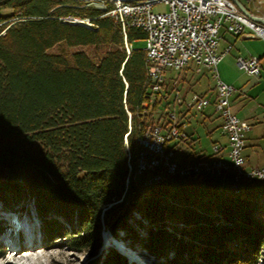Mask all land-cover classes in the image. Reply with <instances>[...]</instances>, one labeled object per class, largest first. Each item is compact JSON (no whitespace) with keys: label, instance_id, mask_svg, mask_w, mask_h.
<instances>
[{"label":"trees","instance_id":"1","mask_svg":"<svg viewBox=\"0 0 264 264\" xmlns=\"http://www.w3.org/2000/svg\"><path fill=\"white\" fill-rule=\"evenodd\" d=\"M102 13L76 0H0V200L10 208L32 198L46 237L90 257L105 228L124 232L153 264H264L263 185L232 188L203 174L138 183L137 137L170 124V93L166 83V97L149 87L144 51L132 45L144 33L129 29L128 54L121 27ZM60 44L104 53L49 52ZM8 137L19 140L3 143ZM33 142L46 149L43 159L21 147ZM99 262L129 264L113 247L86 264Z\"/></svg>","mask_w":264,"mask_h":264},{"label":"built area","instance_id":"2","mask_svg":"<svg viewBox=\"0 0 264 264\" xmlns=\"http://www.w3.org/2000/svg\"><path fill=\"white\" fill-rule=\"evenodd\" d=\"M86 6L111 8V17L120 27L124 37L127 53L131 44L127 43L129 29H139L144 33L145 47L142 49L147 62V77L149 87L154 92H162L168 96L165 87V72L181 71L189 63H195L199 68L206 69L214 82L213 96L199 93L191 95V103L197 111L212 105L222 119V128L227 137L228 158L223 157H193L183 162L176 159V151L171 147L175 140L187 141L188 135L177 126V113L174 108L167 111L170 124L165 127L162 120L150 126L137 137L134 174L150 172L144 183L158 176L188 177L203 174L208 178L225 176L230 173L234 182L241 180L249 183L254 179L264 180V165L260 167H245L243 149L246 143V133L250 125L241 122L231 107V97L236 88L219 78L217 64L225 54L231 51L227 45L218 51L221 38L220 31L239 35L245 29L253 31L264 38V25L245 16L232 0H76ZM164 2L168 9L154 12L152 7ZM248 10L247 3H242ZM249 11V10H248ZM251 13V12H250ZM256 16L255 14L251 13ZM63 21L77 22L78 18L67 16ZM91 26L90 18L82 19ZM240 68L258 77L260 74L259 59L256 57H236ZM153 100V97L151 98ZM173 104H182L178 94L170 99ZM128 149V148H127ZM214 153H219L222 146L214 144ZM128 170L132 171L129 162Z\"/></svg>","mask_w":264,"mask_h":264},{"label":"crops","instance_id":"3","mask_svg":"<svg viewBox=\"0 0 264 264\" xmlns=\"http://www.w3.org/2000/svg\"><path fill=\"white\" fill-rule=\"evenodd\" d=\"M220 34L218 51H222L229 44L232 48L218 62L217 72L221 80L236 88V92L231 97V107L241 122L250 125L243 149L245 167H260L264 165V48L260 44L261 42L256 41V39L261 37L254 35V32L249 29H245L239 35L231 34L222 29ZM237 56L258 58L259 76L255 77L246 70L239 69L236 62ZM202 78L207 79L205 86H202ZM165 83L170 98L174 94H178L183 100L182 104L171 103L172 108L177 113V122L182 123V128L188 135L187 141H181L175 147L177 161L183 162L186 159L201 156L209 158L220 156L229 161L227 137L222 128L221 117L218 116L212 105H207L203 110L197 111L191 103L193 93L213 96L214 82L210 73L191 62L181 71H166ZM197 85L201 87V90H195L194 87ZM193 110L197 111L203 122L209 121L212 125V128L208 130V135L212 139L209 151L196 149L195 139L198 138L195 135L196 131H187L190 119L193 117ZM214 144L222 146L219 153H214L212 149ZM230 178L231 174L228 173L225 176L214 178L213 181L227 186L231 181ZM245 184L243 183V185Z\"/></svg>","mask_w":264,"mask_h":264},{"label":"rangeland","instance_id":"4","mask_svg":"<svg viewBox=\"0 0 264 264\" xmlns=\"http://www.w3.org/2000/svg\"><path fill=\"white\" fill-rule=\"evenodd\" d=\"M241 3H247L249 12L264 18V0H239ZM87 6V5H86ZM89 6V5H88ZM97 8V7H96ZM102 11L100 8H97ZM168 9V5L164 2H159L152 7L154 12H163ZM103 16V13H102ZM107 17V16H106ZM77 18V17H76ZM86 18V17H85ZM89 18V17H88ZM81 19V18H78ZM88 25V24H86ZM254 35H256L254 33ZM257 36V35H256ZM261 37V36H259ZM256 41H260L261 45L264 48V38H258ZM128 43V42H127ZM129 44V43H128ZM134 48L143 49L145 47V40L139 39L132 42ZM82 50L87 53L90 57L97 59L104 53V49L101 47H95L93 45L86 46H76L68 48L64 44L57 45L49 50V52H60L66 51L69 53ZM127 52V51H126ZM193 66V65H190ZM239 69V65L237 64ZM244 71V70H243ZM202 86H205L207 83L206 78H202ZM195 90H201L200 86H195ZM193 117L190 119V125L187 128V131H196V143L195 148L202 151H209L211 146V138L208 135V130H210L212 125L209 121H202L201 116L197 111H192ZM19 139L15 137H8L3 140L5 144H13L18 142ZM25 150L38 155L43 159V154L46 152V149L43 148L39 143H23L21 146ZM130 150L129 148L127 149ZM128 155V153H127ZM53 163H57L56 160ZM128 165V164H127ZM132 166V165H131ZM150 172H145L144 174H138L136 176L138 183H143L145 179L150 176ZM7 175L6 167L0 168V178H4ZM21 177L32 178L33 173L31 170L22 169L20 170ZM231 181L227 185L231 187L234 183V180L231 176ZM154 179L151 182L146 184L153 183ZM256 183H259L264 186V180H253ZM244 181H240L239 185H243ZM237 188V187H235ZM13 203L10 204V208L4 206L3 202L0 200V249H2V255H0V264H86L90 259L96 258L100 254V258L103 257V254L110 247H117L114 241L111 239H118L124 242V247L132 249L137 257H140L144 260L145 264H153L155 258L153 255L149 254L145 249H143L139 244L130 242L124 232L117 230V236L111 234L107 229L103 228L101 231L102 243L105 239H108V243H112L113 246H107L103 248L102 244L97 250V255L90 257L87 252H78L70 249V247L65 245L64 237H52L47 238L45 233L42 230V223L37 215L32 198L22 197L18 201L12 200ZM135 216L139 218L138 213L134 212ZM131 223L132 220L130 219ZM144 222H146L144 220ZM104 227V226H103ZM136 227V226H135ZM118 248V247H117ZM119 249V248H118ZM122 251V250H121ZM20 259L13 260L12 256L16 253ZM125 257L128 256L126 252ZM127 260L129 257H126ZM130 259V258H129ZM135 259V258H132ZM12 263H8V261ZM136 260V259H135ZM137 262V260H136ZM99 264H104L100 263ZM130 264V263H129ZM136 264V263H134ZM259 264H262V261L259 260Z\"/></svg>","mask_w":264,"mask_h":264},{"label":"bare ground","instance_id":"5","mask_svg":"<svg viewBox=\"0 0 264 264\" xmlns=\"http://www.w3.org/2000/svg\"><path fill=\"white\" fill-rule=\"evenodd\" d=\"M100 9L104 12V15H111V8H107L105 6H100ZM78 23H82L84 25L88 24L86 21H83L82 19H78L77 20ZM168 178V176H158L156 177V179H154L153 182H159V181H163V180H166ZM152 180H150L149 182H151ZM114 241L115 245L122 251L126 252L128 256L126 257H129L130 259L132 258H135L137 260V264H145L144 260L140 257H137L135 255V253L133 252L132 249H129L127 247H124V242L121 241V240H118V239H111L110 241ZM108 242V239H105V243L103 244V248L107 247V246H104L105 244H107ZM18 254H21V252L19 253H16L12 256V261L13 260H17V259H20V256H18ZM12 261H8V263H12Z\"/></svg>","mask_w":264,"mask_h":264},{"label":"water","instance_id":"6","mask_svg":"<svg viewBox=\"0 0 264 264\" xmlns=\"http://www.w3.org/2000/svg\"><path fill=\"white\" fill-rule=\"evenodd\" d=\"M236 5H237V7L239 8V10L245 15V16H247L248 18H250L251 20H254V21H256V22H258V23H260V24H262V25H264V18L263 17H260V16H254V15H252L248 10H247V8L239 1V0H232ZM95 6L97 7V8H100V5L99 4H97V3H95ZM74 23H78V22H74ZM78 24H81V25H84V24H82V23H78ZM87 26V25H86ZM129 171V170H128ZM131 172V171H130ZM129 172V173H130ZM207 177V176H206ZM218 177H221V176H218ZM216 178V177H215ZM210 179H214V178H210ZM244 183H246V182H244ZM240 185H239V182L238 183H233L232 184V188H235V187H239ZM103 244H104V240H103V243H102V246H103ZM113 246V244L112 243H108L107 244V246ZM114 248L116 249V250H118L121 254H123L124 256H125V253H123L120 249H118L117 247H115L114 246ZM128 262L130 263V264H134V263H136L137 264V262H136V260L135 259H129L128 258Z\"/></svg>","mask_w":264,"mask_h":264}]
</instances>
